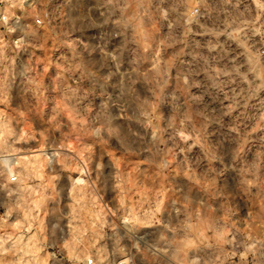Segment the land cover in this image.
Listing matches in <instances>:
<instances>
[{
  "label": "clouds",
  "instance_id": "clouds-1",
  "mask_svg": "<svg viewBox=\"0 0 264 264\" xmlns=\"http://www.w3.org/2000/svg\"><path fill=\"white\" fill-rule=\"evenodd\" d=\"M0 264H264V0H0Z\"/></svg>",
  "mask_w": 264,
  "mask_h": 264
}]
</instances>
